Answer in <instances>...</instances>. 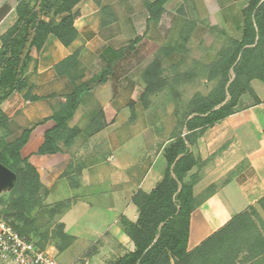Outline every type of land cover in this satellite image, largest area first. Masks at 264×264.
Segmentation results:
<instances>
[{
	"label": "crops",
	"instance_id": "obj_1",
	"mask_svg": "<svg viewBox=\"0 0 264 264\" xmlns=\"http://www.w3.org/2000/svg\"><path fill=\"white\" fill-rule=\"evenodd\" d=\"M190 1L195 8L201 7L192 25L205 23L207 19L209 27L222 37H240L242 17H238L246 0ZM90 2L81 0L74 7L79 13L74 20L77 36L70 44L63 45L50 35L41 49H32L25 76L32 94L40 98L26 101L23 92L15 91L1 104L8 122L0 128V143L18 137L25 128H32L21 149L23 155L29 154L53 124L43 120L51 116L71 89L67 76L58 74L57 64L79 51L77 69L82 71V77L77 83L88 89L68 124L80 127L74 117L84 100L92 98L94 105L87 113L102 110L106 125L87 138L79 135L63 153L35 163L48 190L44 203L71 200L52 219L43 211L34 212L39 225L60 222L64 232L74 237L62 252L48 245L62 264H113L134 251V243L124 233L120 218L124 216L135 222L138 212L132 202L133 194L138 189L149 192L161 180L165 166L162 144L167 142L175 125L173 105L166 110V118L148 121L137 117L136 101H140L144 85H137L135 79L119 81L116 69L123 47L101 42L99 48H94L92 42L86 41L96 27H107L115 20L113 7ZM15 4V0H0V34L13 23ZM104 6L111 9L109 19L100 17ZM94 23H97L95 28L91 26ZM176 51L165 56L163 64L179 55ZM102 71L106 72L104 81L98 82ZM251 86L259 102L217 121L190 145V151L200 161L191 171L197 176L194 194L199 196L206 191L207 194L190 213L188 251L250 206L264 222V211L258 204L264 197V82L253 79ZM136 94H139L137 98ZM150 104L148 98L142 103L143 109ZM130 105L134 108L133 118H130ZM84 119L83 125L85 116ZM154 123L159 125L158 131L152 129Z\"/></svg>",
	"mask_w": 264,
	"mask_h": 264
},
{
	"label": "trees",
	"instance_id": "obj_2",
	"mask_svg": "<svg viewBox=\"0 0 264 264\" xmlns=\"http://www.w3.org/2000/svg\"><path fill=\"white\" fill-rule=\"evenodd\" d=\"M15 1V19L0 34V128L8 122L1 104L13 92H23L26 101L40 98L32 94L25 76L31 51L41 49L50 35L63 45L76 38L74 20L79 13L74 7L81 0ZM166 1H144L148 22L158 23ZM110 10L108 6L102 7V12ZM241 17L240 37L225 36L207 63L193 60L187 71H178L175 64L172 74H164L163 58L183 48L181 42H176L173 46H160L141 69L139 77L144 88L139 100L145 104L149 96L167 88L174 106L175 125L167 142L162 144L165 166L161 180L149 192L138 189L133 194L132 202L138 212L135 222L120 218L122 229L135 249L113 264H264V222L253 206L234 215L198 246L187 250L190 213L207 194V191L199 196L194 194L197 176L191 171L200 161L190 151V145L217 121L259 102L251 81L264 82V0H246ZM78 54L76 51L57 64L58 74L67 76L71 89L51 116L43 120L53 124L44 131L38 147L27 155L21 153L32 128H25L18 137L0 143V164L14 173L8 194L0 196V218L39 249L53 245L58 252L64 251L74 237L64 232L60 222L39 225L34 212L43 211L52 219L71 200L44 203L48 190L35 163L63 153L79 135L87 138L106 125L102 110L88 112L83 127L68 124L88 89L77 83L82 77V71L77 69ZM105 74L100 72L97 81L103 82ZM200 76L213 81L212 87L206 94L196 91L182 102L176 87ZM246 97L251 101H246ZM133 117L130 105V118ZM258 204L264 211V197Z\"/></svg>",
	"mask_w": 264,
	"mask_h": 264
},
{
	"label": "rangeland",
	"instance_id": "obj_3",
	"mask_svg": "<svg viewBox=\"0 0 264 264\" xmlns=\"http://www.w3.org/2000/svg\"><path fill=\"white\" fill-rule=\"evenodd\" d=\"M144 1L92 0L90 2L95 6L108 4L113 7L115 20L107 27L102 28H97V23L91 24L96 28L92 32L91 38L86 41L92 42L94 48H99L101 42L110 43L113 47H123L124 52L116 69L120 76V82L125 83L135 79L137 85L141 86L139 72L153 59L163 44L173 45V42L183 44L182 50L176 51L179 55L164 62V74H172L175 64L178 71H187L193 66V60L207 63L225 41V38L217 30L209 27L210 23L207 19H205V23L192 25V21L197 19L196 13H199L201 7L197 5L195 8L190 0L167 1L165 11L158 23L147 21ZM99 14L100 17L106 19L111 16L110 11H101ZM238 18L240 19L241 16ZM136 37L138 39L131 43ZM212 85L213 81H208L205 77L200 76L188 82H182L176 88L181 93V101L186 102L196 91L206 94ZM167 90L164 88L161 92L149 96L151 104L146 109H143L141 101H136L137 117L148 121L166 118V110H170L173 105ZM138 96L139 94H136V98ZM246 101H251V98L246 97ZM93 105L92 98L84 100L82 107L74 117V122L80 127L84 126V116ZM155 124L157 123H154L152 129L158 131L159 125ZM9 189L10 185L0 186V196L7 195ZM205 193L202 192L200 195Z\"/></svg>",
	"mask_w": 264,
	"mask_h": 264
},
{
	"label": "built area",
	"instance_id": "obj_4",
	"mask_svg": "<svg viewBox=\"0 0 264 264\" xmlns=\"http://www.w3.org/2000/svg\"><path fill=\"white\" fill-rule=\"evenodd\" d=\"M0 264H62L47 246L39 249L0 218Z\"/></svg>",
	"mask_w": 264,
	"mask_h": 264
},
{
	"label": "water",
	"instance_id": "obj_5",
	"mask_svg": "<svg viewBox=\"0 0 264 264\" xmlns=\"http://www.w3.org/2000/svg\"><path fill=\"white\" fill-rule=\"evenodd\" d=\"M14 173L6 166L0 164V186H9L13 180Z\"/></svg>",
	"mask_w": 264,
	"mask_h": 264
}]
</instances>
